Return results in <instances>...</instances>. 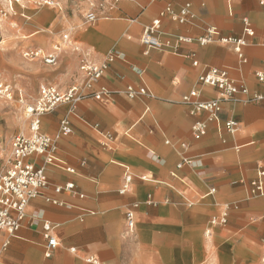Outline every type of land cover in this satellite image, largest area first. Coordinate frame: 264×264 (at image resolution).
I'll list each match as a JSON object with an SVG mask.
<instances>
[{"label": "crops", "instance_id": "crops-1", "mask_svg": "<svg viewBox=\"0 0 264 264\" xmlns=\"http://www.w3.org/2000/svg\"><path fill=\"white\" fill-rule=\"evenodd\" d=\"M187 4L190 22L161 19L158 39L173 48L148 50L141 43L145 28L168 5L179 11ZM81 8L86 11L87 3ZM61 18L71 42L48 33L36 37L39 29L33 23L32 33L15 42L19 49L32 46L51 52L54 43L63 48L54 66H25L32 74V95L18 89L29 101L36 98L37 83L67 90L82 81L83 57L100 63L115 50L121 58L101 81L113 96L85 100L73 113L64 104L42 118V131L51 136L64 118L70 119L73 132L58 143L57 157L75 173L56 166H47L46 172L51 184L73 183L85 197L48 189L46 195L59 204L33 200L16 236L0 231V264H93L91 258L99 264H263L264 200L251 197L250 183L264 171V84L257 79L264 70V5L259 0H123L114 10L99 13L94 24L83 22L78 13H63ZM245 19L252 36L246 33ZM208 27L217 28L220 37L245 38L247 62L219 41L198 44ZM178 37L194 42L180 43ZM206 68L227 71L262 100L249 101L241 94L237 102L222 104L220 122L210 121L208 114L182 103L195 88L203 100L219 97L215 89L198 84ZM11 80L21 86L16 78ZM128 86L147 87L153 96L131 100L124 93ZM5 118L1 141L9 140L14 126L23 125L26 131L23 117ZM229 120L238 124L234 134L225 128ZM196 123L207 124L205 136L193 134ZM183 158L191 164L179 168ZM34 160L44 163L42 158ZM127 169L133 182L121 195ZM134 204L136 227L129 233L125 214ZM223 213L227 224L206 236L210 220ZM45 222L54 226L59 241L50 258L45 257Z\"/></svg>", "mask_w": 264, "mask_h": 264}, {"label": "built area", "instance_id": "built-area-1", "mask_svg": "<svg viewBox=\"0 0 264 264\" xmlns=\"http://www.w3.org/2000/svg\"><path fill=\"white\" fill-rule=\"evenodd\" d=\"M121 1L123 0H100L99 5L92 4L90 6L92 9L84 16L85 22L87 24L96 23L99 19V13L104 12L106 9L114 10ZM150 1L159 2L161 0ZM259 1L264 5V0ZM43 3L48 6L55 5L54 2L48 0L43 1ZM166 16H170L181 25L190 22L193 18L190 12V5L183 6L179 11H175L171 5H168L160 13V18L154 20L143 32L141 43L148 50L163 47L173 48L171 42L168 41L163 45L158 39L161 19ZM244 24L247 35L252 36L253 32L249 27L247 19L244 20ZM62 39L64 43L71 42L70 34H64ZM177 40L180 43L194 42L192 38L186 37H178ZM215 41L231 46L239 60L242 63L247 62L244 49L248 46V42L245 38L220 37V32L217 28L208 27L206 29V36L197 40V43L205 46ZM262 44L264 45V40ZM62 49V45L60 44H56L51 52L36 48L29 49L24 53V57L29 61L41 60L46 65L54 66L59 61V54ZM120 58L121 56L115 50L107 54L100 63L83 57L80 64L81 82L71 86L67 90H62L53 84H45L40 87L39 98L32 106L25 109L28 131L27 133H18L12 138L7 165L4 169H0V231L6 232L10 236H16L23 226L28 206L37 198H43L47 202L59 204L57 200L46 195L48 189H52L57 195L67 191L78 195L80 198L85 197L83 194L77 192L73 183H67L64 186L51 184L46 172L47 166H56L67 172L75 173L73 168L62 163L57 157L58 143L73 132L70 119L64 118L60 123L58 132L51 136L42 131V118L64 104H69L73 113L76 106L85 100L103 101L111 98L113 92L102 85L101 81L112 64ZM192 58L194 59L193 65L198 67L199 62L195 56H192ZM257 79L260 83L264 84V70L257 73ZM198 84L201 87L215 89L219 92V97L213 100H203L201 99V91L195 88L183 96L182 103L193 106L197 112L208 114L210 121L220 122L219 114L222 110V104L237 102L238 96L241 94L247 96L249 101L262 100V96L252 94L244 82L233 79L225 70L206 68L199 75ZM124 93L131 100L153 96L147 87L136 88L128 86L124 90ZM14 94L15 90L10 84L0 82V98L12 101L14 100ZM20 97H22L21 92ZM95 128L98 127L95 126ZM225 128L229 133L234 134L238 130V124L233 120H229L225 123ZM192 132L197 137L205 136L207 124L196 123L192 127ZM1 144L2 141L0 139V146ZM181 147L185 149L187 146L186 144H181ZM34 158H42L43 165L37 164ZM189 164H191V160L183 158L178 167L181 168ZM143 179L145 178L143 177ZM132 182L133 175L127 169L119 193L121 195L127 194L131 189ZM250 186L251 197H259L264 200V171H260L257 178L250 183ZM211 193H215V190H211ZM133 207L125 214L126 228L129 233H133L136 227L135 208H138V204H134ZM227 222L226 213L211 219L209 227L206 230V236H211L214 229L223 227ZM53 231L54 226L50 223L45 222L43 224V236L46 240L44 247L46 258H50L59 246V241L53 235ZM7 245L8 243H5L4 247ZM88 262L99 264L97 260L92 258ZM262 263L264 264V251L262 253Z\"/></svg>", "mask_w": 264, "mask_h": 264}, {"label": "rangeland", "instance_id": "rangeland-1", "mask_svg": "<svg viewBox=\"0 0 264 264\" xmlns=\"http://www.w3.org/2000/svg\"><path fill=\"white\" fill-rule=\"evenodd\" d=\"M43 1L45 0H0V82H7L15 90L14 100L6 101L5 99L0 98L1 126L8 123V120L5 118L6 115L18 114L20 117L25 116V104H34L39 98L40 86L42 84H48L37 83L36 93H34L36 100L30 103L28 102L27 96H24L26 103L22 105L20 111L17 110V107L20 108L19 103H21L20 100H22V97H20L21 91L18 88H24L32 95V74L27 71L25 66L30 65L32 67V64H46L41 60L29 61L24 57V53L27 50L34 48L38 49L39 47L29 46L19 49L15 42L24 40L25 35L32 33V28L29 26L32 25V23L36 24L39 29V35H36V37L48 33L59 37L63 41V35L70 34L69 31L63 30L60 26V20H62L61 16L63 13L66 17L78 13L83 22H85V14L92 9L90 6L92 4L99 5L100 3V0H48L55 3L54 6H48L45 5ZM83 2L87 3L86 11H83L81 8ZM60 8L62 9L60 10ZM24 29H29V31L27 30L26 32ZM36 37L30 38L29 40L35 39ZM56 44L57 43H54L53 45ZM6 75L11 78H16L21 86L16 87L14 85L15 80L12 81L11 78ZM29 83L30 85L27 86ZM26 125L28 128V123H26ZM1 130L3 134L4 127H1ZM24 131L23 126H21V129L14 126L9 140L1 137L3 141L2 144L4 143V149L7 148V150H5L7 154H4L3 156V154L0 153V169H4L7 165V159L10 156L9 151L12 138L16 134L23 133Z\"/></svg>", "mask_w": 264, "mask_h": 264}, {"label": "bare ground", "instance_id": "bare-ground-1", "mask_svg": "<svg viewBox=\"0 0 264 264\" xmlns=\"http://www.w3.org/2000/svg\"><path fill=\"white\" fill-rule=\"evenodd\" d=\"M56 45H54L53 46V48L55 47ZM21 94H22V101H21V103H19V106L21 107V109H22V105L23 104H25L26 103V101H25V97H26V95L24 94V92L23 91H21ZM25 96V97H24ZM27 98H28V102H34L35 100H36V98L35 99H33L32 101H29L30 100V98L27 96ZM26 106H25V109L27 108V107H30V106H32V105H29V104H25ZM24 115H25V113H24ZM23 116V115H22ZM20 117V116H19ZM23 118L25 119V122H26V115L25 116H23ZM18 120V119H17ZM20 120V119H19ZM27 123V122H26ZM24 124V123H23ZM23 126V125H22ZM24 127V126H23ZM28 129V128H27ZM4 133V132H3ZM5 150H7V148H5L4 149V147H3V144H1V146H0V152H5L6 153V151ZM10 152V151H9ZM3 156H4V154H3Z\"/></svg>", "mask_w": 264, "mask_h": 264}]
</instances>
